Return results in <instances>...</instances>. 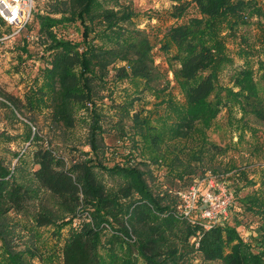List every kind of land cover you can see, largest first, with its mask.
I'll list each match as a JSON object with an SVG mask.
<instances>
[{
    "label": "trees",
    "instance_id": "trees-1",
    "mask_svg": "<svg viewBox=\"0 0 264 264\" xmlns=\"http://www.w3.org/2000/svg\"><path fill=\"white\" fill-rule=\"evenodd\" d=\"M166 1L176 23L161 49L178 65L182 106L148 33L134 23L133 0H48L45 14L35 11L41 76L23 96L0 84V264H53L57 256L62 264H264V197L240 195L255 185L251 168L203 129L223 108L241 112L243 126L264 128V91L250 62L233 77L237 92L218 83L227 37L255 18L260 48L242 38L240 55L264 52V0ZM192 6L199 15L181 22ZM69 26L80 41L59 36ZM125 81L142 89L121 103L116 88ZM146 93L166 109L167 136ZM211 179L234 196L217 224L185 216L180 197L195 185L208 189ZM239 216L251 219L248 240Z\"/></svg>",
    "mask_w": 264,
    "mask_h": 264
},
{
    "label": "rangeland",
    "instance_id": "rangeland-1",
    "mask_svg": "<svg viewBox=\"0 0 264 264\" xmlns=\"http://www.w3.org/2000/svg\"><path fill=\"white\" fill-rule=\"evenodd\" d=\"M262 1V0H259ZM36 14H45L48 0H37ZM112 5V4H111ZM133 8L136 12L134 23L141 29L145 30L153 45V57L155 64L163 76V80L169 84L170 92L175 101L182 106L184 97L179 80L176 77L178 65L171 61V53H165L161 47L165 41L167 29L176 23L171 17L172 3L166 0H133ZM199 15L197 9L192 6L181 22H186L188 18ZM258 19L255 18L249 26L241 27L234 37H227L225 42V54L227 55V63H225L218 71L219 88L222 90L230 89L235 92L238 89L233 84L235 73L245 66L246 62H250L255 72V80L264 91V80L262 79L263 71L259 68L258 61H264V52L259 55L246 59L240 55V50L244 48L245 42L242 38H247L248 45L251 44L260 48L257 38L261 34V29L257 25ZM59 36L80 41V33L77 27H62L57 30ZM12 30L2 24L0 37L11 34ZM228 31L225 30V33ZM226 36V34H224ZM101 40H97V44H102ZM244 45V46H243ZM43 50L40 46L38 36V22L36 16L32 24L20 36L11 41L0 43V84L9 93L16 96H23L26 86L32 85L36 78L41 76V71L45 67L43 59ZM142 89L138 82L125 81L116 88V98L118 102H125L131 98L136 90ZM157 100L150 93L145 94V107L154 114V122L161 128L162 132L167 136L169 133V123L164 120L166 109L156 107ZM172 116H176V111L171 112ZM242 113L234 110L231 113L228 109L223 108L217 118L204 128L207 138L222 145H232L237 150L233 154L237 158L238 164L248 166L250 169L249 178L255 181V185L248 186L241 191L240 195L245 196L251 193H258L264 197V128L247 124L243 126L241 123ZM108 144H113L112 139L107 140ZM120 150L111 152L109 158L111 164L120 161L117 156ZM202 180L196 181L200 182ZM202 183V182H201ZM233 183H228L232 190ZM204 187V185H203ZM207 190V188L203 189ZM232 192V191H231ZM229 189L224 185L217 187L212 201L213 215L216 217L228 216L225 210L229 208L230 200L234 198ZM214 194V191H212ZM234 203V201H233ZM232 205H235L233 204ZM207 206H202L201 210H205ZM231 208V207H230ZM201 210L198 213H201ZM231 210V209H230ZM239 209L234 207L229 212L228 222L235 224L234 218L238 216ZM200 215V214H199ZM198 215V216H199ZM243 220L244 225L238 228L241 236L248 240L252 233L253 225L251 219L239 216ZM221 221V219H219ZM199 260L198 262H200ZM37 264H51L49 262H36ZM53 264H62L61 256L54 258ZM218 264V263H212Z\"/></svg>",
    "mask_w": 264,
    "mask_h": 264
},
{
    "label": "built area",
    "instance_id": "built-area-1",
    "mask_svg": "<svg viewBox=\"0 0 264 264\" xmlns=\"http://www.w3.org/2000/svg\"><path fill=\"white\" fill-rule=\"evenodd\" d=\"M36 11V0H0V32L2 24L12 30L11 34L0 37V43L11 41L20 36L32 24ZM217 187H220L214 179L209 181L207 190H202L199 185L193 186L188 192L180 193V197L184 204L185 216H192L195 212L207 206L205 210H201L200 217L212 223H219L227 218V216L216 217L212 211V201L207 197L214 198ZM214 191V194L212 193ZM201 202V203H200ZM200 203V205H199ZM231 203V200L230 202ZM228 213V209L225 210ZM221 219V221H219Z\"/></svg>",
    "mask_w": 264,
    "mask_h": 264
}]
</instances>
